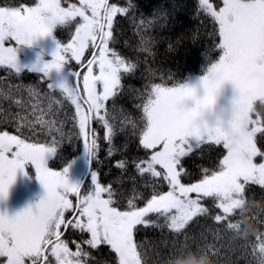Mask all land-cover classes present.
I'll return each mask as SVG.
<instances>
[{
	"label": "snow or ice",
	"instance_id": "6c2138e0",
	"mask_svg": "<svg viewBox=\"0 0 264 264\" xmlns=\"http://www.w3.org/2000/svg\"><path fill=\"white\" fill-rule=\"evenodd\" d=\"M197 12L215 21L214 47L219 51L199 77V93L197 85L169 82L163 75L157 82L148 60L154 54L148 29L165 20L162 9L145 17L136 11V0H79L67 6L61 0H0V65L10 75L21 72L20 44L50 35L55 25L69 29L74 25L71 38L57 43L50 59L37 57L28 67L42 73L46 88L19 80L0 87V99L7 102L0 107V198L26 162L45 190L34 207L12 216L0 212V264H161L160 239L141 233L156 228L163 235L167 229L175 235L184 233L187 241V228L193 223L206 242L195 246L173 242L172 251L185 245L203 247L216 264H264V217L257 215V230L248 238L230 236L240 226L234 223L237 206L249 195L264 197V144L258 146L257 136L264 138V0H222L219 6L199 0ZM118 14L135 25L139 39L123 43L137 55L129 57L115 47L123 32L117 27ZM187 38L196 42L198 33ZM140 52L145 54L143 61ZM65 64L71 82L50 81L49 73L59 72ZM225 81L232 83L239 105L234 123L241 138L236 145L221 130L197 120ZM57 90L74 106V113L57 98ZM125 97L134 102L136 117L127 115ZM93 121L103 127L109 155L123 152L113 142L117 132L128 141L138 140L137 153L131 156V168L127 156L115 160L118 171L108 184L101 183L97 169L91 168V183L82 192L80 183H69L67 167H47L45 155L62 140L78 137L98 167ZM69 122L72 127L66 132ZM40 132H46L42 142ZM210 152L216 157L212 167L195 165L201 169L196 173L187 166L190 160L203 161ZM140 184L150 187L151 193L140 191ZM128 191L133 195L125 197ZM70 193L76 194L74 200ZM209 234L214 242H207ZM222 237L227 244L221 243ZM105 248L111 260L93 257V252Z\"/></svg>",
	"mask_w": 264,
	"mask_h": 264
},
{
	"label": "trees",
	"instance_id": "16d2710c",
	"mask_svg": "<svg viewBox=\"0 0 264 264\" xmlns=\"http://www.w3.org/2000/svg\"><path fill=\"white\" fill-rule=\"evenodd\" d=\"M27 2L34 3L35 0H27ZM64 6H67L69 2L79 3V0H61ZM109 2H116V0H109ZM120 3H126V0H119ZM214 6H219L222 0H210ZM199 0H136V11L145 17H151L157 9H162L165 13V20L159 25H152L148 29L149 35L153 38L152 53L148 55V60L157 73V82H159V76L163 75L169 78V82L176 81L178 83H184L190 78H199L204 74L207 69V64L210 62L209 58H216L219 55V51L214 47V43H218V29L215 25V21L203 12H197V5ZM119 24L118 28L123 30L119 38V43L115 47L119 48L123 54L129 57L137 55L138 53L131 48H127L124 45V40L128 39L130 44H135L139 37L135 33V25L132 24L127 18H124L122 14H118ZM139 19V17H137ZM74 31V25L71 29L63 25H55L53 35L56 43H67L71 38L70 32ZM195 32L198 33V39L193 42L187 38ZM215 33V35H213ZM173 45L171 48L169 45ZM17 53L20 57H24L23 44H20L17 48ZM141 61L144 59V53H139ZM42 57V56H41ZM48 58V56H44ZM73 65L76 64L72 61ZM68 65L65 64L62 68L69 76ZM42 73L31 71L28 69H21L19 76L10 75L8 69L4 65H0V87H4L7 83L15 84L17 81H22L25 84H39L41 89L46 88V81H41L40 77ZM129 81H125L127 84ZM131 83H139L136 80H131ZM57 98L64 99L60 96L59 91L55 92ZM124 106L129 109L127 115L136 117L137 113L134 108V102H130L127 97L122 101ZM7 106V102L0 99V107ZM43 106V105H42ZM64 106L70 112L74 113L75 108L71 105L70 101L64 99ZM12 110H17L15 106H12ZM23 114V113H22ZM39 115V113H37ZM30 118H32L30 116ZM119 121V118H118ZM39 128L40 125L37 124ZM72 127L71 122L65 126V131ZM92 127L96 129V136L98 137L97 143L99 145L97 149V155L99 157V166L95 160H91L88 153L85 150L82 139L78 137H68L61 141L52 154H46L47 167L50 168H64L71 162L80 159L85 155L86 169L89 167V174L83 183L81 191L87 189L90 184V169L94 168L98 171V180L103 184H108L112 177L117 174L118 166L115 164V160L122 159L125 156L129 159L128 167L131 168V156L137 153L136 145L138 140L128 141L123 133H114L113 142L117 148L123 149V152H113L111 155L108 153L109 145L103 138V127L97 125L95 121L92 123ZM11 130V128H10ZM78 130V129H77ZM38 135L41 138V142L46 136V132H40ZM258 136V146L264 144V138ZM47 139H51V136H47ZM127 143V148H124ZM222 147V146H220ZM215 153L210 152L203 161L200 159L190 160L188 167L196 173H200L201 169L196 168L195 165H203L206 167H212L215 163ZM26 171L31 177L35 175L31 167L27 164ZM86 172V171H85ZM85 175V174H84ZM84 175L80 178L82 182ZM184 182H188L186 179ZM139 190L151 193V188H145L143 184L139 185ZM162 190H167L166 186H162ZM133 193L128 191L125 193V197L132 196ZM76 194L69 195L70 199H75ZM250 198L264 201V197L259 194L256 196L249 195ZM126 204V198L122 201ZM137 203L142 204V201L137 198ZM9 216L14 215L15 208L6 201ZM252 212L259 216L264 217V209L258 205L252 208ZM154 218V217H153ZM255 218V219H256ZM254 222V221H253ZM239 225V222L234 221ZM200 228L197 224H190L187 228V241H185V234L180 233L175 235L170 233L167 229L161 231L156 228L147 229L141 233V237L147 235L151 237H157L160 239L159 244V260H164L167 257L170 258L171 264H179L180 261L195 260L202 251H206L203 247L193 248L189 246H178L172 251L171 245L173 242L179 244L186 242L191 246L196 244H203L206 241L202 240L199 235ZM207 242H214V237L211 234L208 235ZM221 243L227 244L228 239H221ZM74 248V245H70ZM172 251V252H171ZM171 252V253H170ZM93 257L97 260H111V256L108 255V250L105 248L100 253L93 252Z\"/></svg>",
	"mask_w": 264,
	"mask_h": 264
},
{
	"label": "rangeland",
	"instance_id": "374dc122",
	"mask_svg": "<svg viewBox=\"0 0 264 264\" xmlns=\"http://www.w3.org/2000/svg\"><path fill=\"white\" fill-rule=\"evenodd\" d=\"M55 27V26H54ZM54 27L50 35L38 36L36 37L31 44H23V53L24 57H20L17 53L18 63L21 65V69H28L29 66L34 64L37 61V57L41 61L47 60L51 58V52L56 47V41L53 35ZM42 56V57H41ZM44 56H48L45 58ZM36 71V70H31ZM38 72V71H36ZM66 79L71 82V76L66 74V72L61 69L57 72L53 69L49 73L48 79L50 81H56L58 79ZM184 83L195 84L197 85V91L202 92V89L199 88V78H190ZM235 94L234 87L230 81H225L220 88V94L218 96V103L225 102L226 99L230 98ZM235 121L232 123V131L234 134H231L229 130H226L221 125L217 124L212 127H209L207 123V127L216 128L221 130L227 137V140L230 144L236 145L241 138V133L238 128L235 127ZM47 156L45 155V165ZM259 162V159H257ZM29 165L32 171L35 173L34 167L30 164V162H26L23 170L18 169L13 181L10 183L7 189V195L0 198V212H6L8 214V208L6 205V201L12 205L16 212H19L25 207L35 205V202L38 201L44 195L43 185L40 183L36 174L31 177L29 173L26 171V165ZM86 171V160L85 155H83L80 159L71 162L67 166L66 176L69 183H80V178L85 174ZM90 180V178H89ZM91 183V180H90ZM75 193H70L72 195ZM9 215V214H8Z\"/></svg>",
	"mask_w": 264,
	"mask_h": 264
},
{
	"label": "clouds",
	"instance_id": "9594fccd",
	"mask_svg": "<svg viewBox=\"0 0 264 264\" xmlns=\"http://www.w3.org/2000/svg\"><path fill=\"white\" fill-rule=\"evenodd\" d=\"M220 88L221 86L217 89L214 102L201 109L197 120L207 123L209 127L219 124L226 130H229L231 134H234L232 123L237 117L239 105L233 99V96L226 99L223 103H218L217 98L220 94ZM258 205L261 209H264V201L247 196L244 198L242 204L237 206V221L240 226L233 229L230 233L233 239H246L257 230V225L253 222L256 214L252 212V208ZM161 264H171L170 258L167 257L161 260ZM179 264H216V262L208 251H202L195 260L180 261Z\"/></svg>",
	"mask_w": 264,
	"mask_h": 264
},
{
	"label": "water",
	"instance_id": "95a60500",
	"mask_svg": "<svg viewBox=\"0 0 264 264\" xmlns=\"http://www.w3.org/2000/svg\"><path fill=\"white\" fill-rule=\"evenodd\" d=\"M88 174H89V167H87V169H86V173H85L84 178H83V180H82V182H81V185H82V186H83V183L85 182L86 178L88 177Z\"/></svg>",
	"mask_w": 264,
	"mask_h": 264
}]
</instances>
